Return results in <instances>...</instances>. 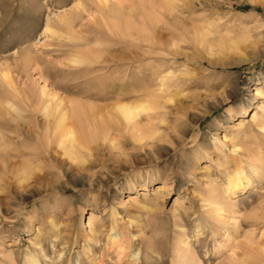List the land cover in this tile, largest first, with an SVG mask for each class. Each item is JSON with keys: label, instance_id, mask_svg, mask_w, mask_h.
Here are the masks:
<instances>
[{"label": "rangeland", "instance_id": "374dc122", "mask_svg": "<svg viewBox=\"0 0 264 264\" xmlns=\"http://www.w3.org/2000/svg\"><path fill=\"white\" fill-rule=\"evenodd\" d=\"M171 1L0 0V264H264V0ZM79 38L101 49L89 67ZM136 52L128 75L110 61ZM40 87L94 118L74 154ZM139 101L145 125L117 132L114 105Z\"/></svg>", "mask_w": 264, "mask_h": 264}, {"label": "bare ground", "instance_id": "6f19581e", "mask_svg": "<svg viewBox=\"0 0 264 264\" xmlns=\"http://www.w3.org/2000/svg\"><path fill=\"white\" fill-rule=\"evenodd\" d=\"M171 2H172L171 0H161V4L163 6H166V8H168L170 6ZM158 7H161V6H158ZM129 11H127V17L129 15ZM122 13H121V10L118 9V10L114 11L111 14L112 18L109 17V18H111V20L109 18L102 17V20H103L102 23L108 29H109V21L111 22V24L113 23L112 24L113 27H119L120 26L119 24L121 23L120 22L121 21V16L123 15ZM71 21H72V18L68 17V18H66L64 20L63 24L69 26L71 24ZM131 21L135 22V20H131ZM132 24L133 23L132 22L130 23V21L125 22L124 23L125 29L126 30H128V29L131 30ZM69 31H71V29ZM88 43H89V41L86 38H84V39L83 38L82 39L79 38V40H76V41L72 42L70 48H73L74 51H72L73 53L71 55L72 58H70V62H72L74 65L88 64V67H89L90 63H94V61H97V60L101 59L102 56L99 55V54H101L102 52H100V50H101L100 48H96L97 45H96L95 48L94 47H87L85 49H81L80 48V47H83V46L87 45ZM152 43L157 44L158 47H160V48H164L163 47V43L164 42H162V41H158V42L154 41ZM154 44H152V46ZM169 53L175 55L176 51L173 50V51H170ZM145 55H146L145 52H143V53L136 52V53H133L132 55L131 54H127V55H124V56L123 55L122 56L113 55L112 58H110V61H113V62H115V64H119L121 66L128 65V63L132 64L133 68L129 69V67H126V70L124 72L126 75H128L129 72H131V70L140 69L139 66H140V64H142L141 61L143 60ZM22 59H23L22 62H24V64L27 63V67L26 68H28L29 67L28 66V62H30V56L28 54H25ZM106 60H105V62H106ZM164 61H166V60H164ZM146 62H148V61H146ZM145 63H143V65ZM86 69H88L87 66H86ZM121 75H123V74H121ZM175 77H176V73L174 72V70H170V71H168V73H165L164 75H162L159 78V81L162 84V85L160 84L161 86H160V89H159V92H161V94L162 93L163 94H168L169 90L172 89V88H170V85L167 82L169 80L171 82H173L172 80H174ZM175 81H176V79H175ZM10 82L11 81L9 80L8 83H10ZM177 82H178V80H177ZM40 88H41L40 89V95H41V102H42L41 107H42L44 116L46 117L47 123L50 124V118H48L50 114L52 115V114H55L57 112L59 113L58 121H57V123L55 125V129H54L55 132L53 133V138L54 139H56V138L58 139L59 144L64 146L65 151L69 155V153H73L74 145L71 144V145L67 146V145H63V144L66 143V142H72V141L83 142L81 140H85L83 138L84 134L83 133H77V130L83 131L84 128H90V127L93 130L97 129L98 127L95 124V120H94V118H92V119L88 120L89 122L88 121L83 122L80 119V115H79L78 110H82L83 106H84V104L81 101H73V100H71L70 101L71 105L68 106V108H65V107L61 106V104H62L61 99L56 97V95L54 93H48V91H47V89L45 87H40ZM123 95H124V93H123ZM4 97H5L4 98V102H5V106L7 107V109L13 110L14 112L20 110L19 106H17L18 104L15 103L13 98L7 97V96H4ZM142 102L139 101V102H137L135 104L125 103L124 102V103H120V104L114 105V107H113L114 112H113L112 116L114 117L113 119H115L113 125H114V127H115L117 132H119V133L123 132L124 133V131L126 132L129 128H142L143 125H145V124H143L141 122V119H139L140 117L138 116V112L140 110L142 111V109L145 108V105L141 104ZM150 108H153V110L145 114V118H146L148 124L151 123V120L153 118H157V117L160 116L159 112L157 111L156 108H154L152 106H150ZM68 118H70V123L66 122V120ZM252 118H255L254 113L252 114ZM99 123H100V120H99ZM83 124H84V128H83ZM0 126H2V125H0ZM241 127H242V123L238 122L236 128L240 129ZM9 130L12 131L13 129L10 128ZM130 130L132 131V129H130ZM133 131H135V129ZM138 133H140V132L138 131ZM5 134L6 133H4V135ZM4 135H2V137H1L2 139L5 136H7V135H5V136ZM76 145L77 146H81V143L77 142ZM75 148H77V147H75ZM228 179L229 180H228V182H227V184L225 186V191H227L229 189H233L234 190V188H237L241 184L240 175L238 173H236L234 175H231ZM181 202L182 201H181L180 198L175 197V199L173 201V204L175 206V205L181 204ZM94 219H95V215L93 213H91L90 214V221L93 222ZM247 244L250 245L252 243H247ZM259 249L264 252V246L263 245H260ZM223 264H234V261L232 259H229V261H226Z\"/></svg>", "mask_w": 264, "mask_h": 264}]
</instances>
